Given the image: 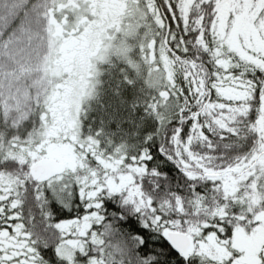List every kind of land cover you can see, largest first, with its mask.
Returning a JSON list of instances; mask_svg holds the SVG:
<instances>
[{
	"label": "snow or ice",
	"instance_id": "snow-or-ice-1",
	"mask_svg": "<svg viewBox=\"0 0 264 264\" xmlns=\"http://www.w3.org/2000/svg\"><path fill=\"white\" fill-rule=\"evenodd\" d=\"M0 264H264V0H0Z\"/></svg>",
	"mask_w": 264,
	"mask_h": 264
},
{
	"label": "flooded vegetation",
	"instance_id": "flooded-vegetation-1",
	"mask_svg": "<svg viewBox=\"0 0 264 264\" xmlns=\"http://www.w3.org/2000/svg\"><path fill=\"white\" fill-rule=\"evenodd\" d=\"M102 47L103 44H97L95 50L91 53V59L89 61L81 62L80 67L77 69L76 77H75L78 82L77 91L82 92L88 81L94 80L99 73L105 71L106 68L105 65L99 64L97 66V64H95L101 53ZM74 96L75 94L69 95L66 98L65 103H67L68 98L71 97L72 99Z\"/></svg>",
	"mask_w": 264,
	"mask_h": 264
},
{
	"label": "rangeland",
	"instance_id": "rangeland-1",
	"mask_svg": "<svg viewBox=\"0 0 264 264\" xmlns=\"http://www.w3.org/2000/svg\"><path fill=\"white\" fill-rule=\"evenodd\" d=\"M105 56H106V53H105V51H104V46H103L102 49H101V53H100V55H99V57H98V60L96 61L95 64H97V66H98L99 64L105 65V63H104V61H105ZM105 66H106V65H105ZM106 71H107V67L105 68V71H104V72H106ZM105 79H107V77H105ZM74 99H75V96H74L72 99H71V97L68 98L67 103H68V104L73 103V102H74Z\"/></svg>",
	"mask_w": 264,
	"mask_h": 264
}]
</instances>
